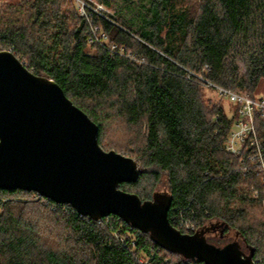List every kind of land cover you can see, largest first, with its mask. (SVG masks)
Listing matches in <instances>:
<instances>
[{"label":"trees","instance_id":"obj_1","mask_svg":"<svg viewBox=\"0 0 264 264\" xmlns=\"http://www.w3.org/2000/svg\"><path fill=\"white\" fill-rule=\"evenodd\" d=\"M66 5L72 6L69 13ZM129 6L119 18L93 21L109 44L93 39L70 0L7 6L0 14V45L27 57L33 74L63 89L97 124L103 149L107 125L119 122L129 131L128 148L115 149L136 161L140 177L120 189L153 200L165 181L174 227L173 220L182 219L202 228L219 223L224 233H238L253 260L264 264L261 175L248 160L249 149L236 156L225 148L239 105L230 102L237 109L230 117L206 98L208 89L219 96L206 82L258 98L264 0H146ZM71 20L77 21L73 29ZM236 47L246 55L241 78L229 62ZM254 124L264 150L258 112ZM39 197L0 190V264H205L168 252L117 216L93 221Z\"/></svg>","mask_w":264,"mask_h":264},{"label":"water","instance_id":"obj_2","mask_svg":"<svg viewBox=\"0 0 264 264\" xmlns=\"http://www.w3.org/2000/svg\"><path fill=\"white\" fill-rule=\"evenodd\" d=\"M99 128L53 80L0 52V190H22L69 205L93 221L117 216L161 248L205 264H255L238 243L217 247L170 222L168 196L143 201L120 189L138 164L99 144Z\"/></svg>","mask_w":264,"mask_h":264},{"label":"rangeland","instance_id":"obj_3","mask_svg":"<svg viewBox=\"0 0 264 264\" xmlns=\"http://www.w3.org/2000/svg\"><path fill=\"white\" fill-rule=\"evenodd\" d=\"M33 0H0V14L5 10L7 6H15V5H20V4H26L29 3ZM72 5H75L76 11L78 14V17H85L88 21V24L90 25L91 32L94 31L96 32L98 28L93 21H95L96 16H113L114 18H119L118 13L123 9L125 10V14L129 11V5L131 3H138L141 1H146V0H107L111 5L105 4V0H70ZM88 5L90 8H83L84 4ZM65 11L67 13L70 12L72 9V6H65ZM85 9V10H84ZM262 11V10H261ZM260 11V12H261ZM85 12V13H84ZM128 15V14H127ZM77 21H70L71 24V29L75 28V23ZM264 26V25H263ZM100 32V33H99ZM98 33L96 32L97 38L101 37L103 32L99 31ZM95 37V36H94ZM107 44H109L108 38L105 40ZM1 51H10L14 55V48H6L4 46L0 45V52ZM24 65L28 67V59L25 56L19 55L17 57ZM246 60V55H245V49L242 47L238 48L236 47L233 49V51L230 54L229 57V62L233 63L236 67L239 69V77H244L247 74V66L245 63ZM242 94L248 95L249 93L246 91H242ZM254 95L256 97H264V82H261L254 92ZM206 98L208 101H210L212 104H221L224 106L226 112L230 117H232L237 109L234 105L230 103L228 100H222L219 98V96L211 90L206 91ZM130 136L129 131L121 125V123H110L109 125L106 126L105 134L103 136V147L105 151H116L117 149L122 150V148H128V137ZM111 147V148H110ZM117 147V149H115ZM123 151V150H122ZM117 152V151H116ZM127 152V151H126ZM119 153V152H118ZM126 154L125 152H122ZM130 190V191H129ZM127 191L129 192H135L136 190H131L129 189ZM153 191V190H152ZM153 193H158L163 196H167L168 194V189L166 186L165 181H162L161 183L158 184V186L154 189ZM135 194V193H134ZM27 200V199H26ZM224 231V226L212 222L207 224L205 227L201 228L199 233H203L205 237H211V239H214L218 237L222 232ZM213 236V237H212ZM215 236V237H214ZM227 239L234 241L235 243H240L238 241V236L236 232L232 231L230 232L227 236Z\"/></svg>","mask_w":264,"mask_h":264},{"label":"built area","instance_id":"obj_4","mask_svg":"<svg viewBox=\"0 0 264 264\" xmlns=\"http://www.w3.org/2000/svg\"><path fill=\"white\" fill-rule=\"evenodd\" d=\"M82 4H84L83 8H90L85 3L82 2ZM96 29V32L98 33L99 30L98 28ZM96 32L92 31L93 39L97 40L98 42H100L101 39L102 41L106 40V35L104 33H102L103 35L101 37L97 38ZM110 49L111 51H114L115 47L110 46ZM206 84L208 87L214 88L219 96L227 98L230 102L239 105V119L235 122V125L232 128L225 148L228 153L236 156L241 155L242 152L247 149L250 150L248 160L261 175L262 191L264 193L263 143L257 138L254 124L255 112H258L261 115L262 119H264V97L251 99L245 94L235 93L232 90L218 87L209 82H206ZM255 195H258V192H256ZM109 218L110 217L100 219L98 220V222H101L102 220H106L107 222H109ZM173 221L176 225L175 228L184 234L194 235L199 233L202 228L201 223L197 221H185L183 219L181 221ZM141 262H143L144 264H148V261H143V259H141ZM255 264H257V262H255Z\"/></svg>","mask_w":264,"mask_h":264},{"label":"flooded vegetation","instance_id":"obj_5","mask_svg":"<svg viewBox=\"0 0 264 264\" xmlns=\"http://www.w3.org/2000/svg\"><path fill=\"white\" fill-rule=\"evenodd\" d=\"M229 234V233H228ZM224 232H222L218 237L214 238V239H211V237H206V240L208 242H210L211 244L217 246V247H224L230 243H235L234 241H231L229 239L226 238V236L228 235ZM237 236H238V241L241 240V243H240V249L242 250V252L245 254V255H249L247 250H248V247L247 245H245V242H244V239L238 234L236 233ZM213 237V236H212ZM215 237V236H214Z\"/></svg>","mask_w":264,"mask_h":264}]
</instances>
